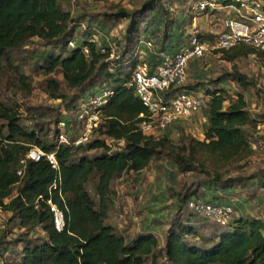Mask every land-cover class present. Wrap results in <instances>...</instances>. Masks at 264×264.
<instances>
[{
    "label": "trees",
    "instance_id": "trees-1",
    "mask_svg": "<svg viewBox=\"0 0 264 264\" xmlns=\"http://www.w3.org/2000/svg\"><path fill=\"white\" fill-rule=\"evenodd\" d=\"M222 2L230 4L229 0ZM157 4L165 14L160 0H147L141 9L132 13L122 7L112 13L111 18L114 19L133 15L127 27V42H133L138 33L136 15L147 9L154 12ZM73 21L71 13L61 7L59 0H0V73L5 65L13 67L14 50L20 49L28 39L37 37L52 42L58 48V52L48 53L43 60L41 67L46 73L58 70L67 86L80 89L82 94L105 86L113 91L102 109L106 119L100 138L77 149L65 145L57 148L54 140L57 129L53 132L54 136L47 139L42 129L22 126L19 114L0 102V119L5 121L0 128V209L17 217L20 228L38 226L45 233V238L35 242L23 239L21 258L13 264H147L148 259L150 264H264V220L259 217L234 215L230 223L218 224L221 228L215 231V235H204L198 230L199 224L192 223L194 217L191 214H198L187 208L191 214L179 217L169 226L162 246L150 230L152 226L150 229H139L127 242L122 235L115 233L111 224L106 223L112 182L123 173L143 170L162 153L174 161L180 172L198 171L211 176V181L216 182L220 189H231L235 182L242 180L241 177H224L231 166L245 163L255 153L246 128H254L257 119L251 115L242 92H236L233 97L223 87L214 86L204 90L208 99L203 108L206 120L203 139L192 136L173 143L167 135L153 137L143 134L137 129L136 122L145 108L126 85L139 58L133 52L122 54L121 59L114 61L115 66L111 70L107 62L109 49L103 47L99 50L94 39L90 38L76 41ZM165 21L167 26L168 20ZM186 36L184 42L187 41ZM70 42L73 46L69 45ZM154 43L148 48L143 41V47L149 54L146 61L149 64L157 62L160 53L165 50V44L161 43V47L157 48ZM84 47L87 54L83 51ZM221 54L229 62L254 55L264 67V53L246 44H236L222 50ZM15 70L17 72L18 68L15 67ZM18 74L21 85L28 88L27 76L19 71ZM100 76L102 80L97 85L95 81ZM224 78L236 80L243 89L255 86V81L236 69L211 80V83L217 85ZM47 85L53 97H62L57 80L49 78ZM181 88L192 90L184 86ZM71 108L76 111L78 101ZM255 133L260 145L264 137L259 131ZM106 139L121 142V147L111 151L112 146ZM33 145L45 152H56L61 181L51 192L49 186L56 172L44 158L29 161L21 177L16 174L19 159ZM80 149L100 152L92 156L87 153L77 155ZM94 175L98 177L95 188L97 202L85 186ZM59 192L63 195L65 207ZM49 193L52 200L64 209L66 225L62 231H57L53 225L52 213L46 203ZM178 193L177 215L181 213L185 200V196ZM189 193V196L196 194ZM218 196L216 193L211 195L215 200H219ZM186 235L198 242L186 239Z\"/></svg>",
    "mask_w": 264,
    "mask_h": 264
},
{
    "label": "rangeland",
    "instance_id": "rangeland-1",
    "mask_svg": "<svg viewBox=\"0 0 264 264\" xmlns=\"http://www.w3.org/2000/svg\"><path fill=\"white\" fill-rule=\"evenodd\" d=\"M146 1L59 0V3L73 17L76 41L90 38L94 39L99 50L103 47L109 49L110 57L107 62L111 70L114 69V61L121 59L122 54L128 55L129 52L136 54L140 61H148L149 54L142 43L144 40L155 42L154 45L157 48L163 43L165 44L164 52H173L178 43L185 41L191 26L195 25L208 35L211 34L210 32L218 31V19L224 16L223 12L212 9L203 13L193 11L192 4L195 0H160L165 14L157 4L154 12L147 9L144 13L136 15L135 18L139 24L138 33L135 40L129 43L126 33L133 15L114 19L111 18L112 13L118 7L132 13L141 9ZM213 4L218 5L223 2L214 0ZM165 19L168 20L167 26H165ZM163 32L166 37L163 36ZM54 45L37 37L28 39L20 49L12 52L13 67L5 65L0 73V102L19 114L22 126L35 130L42 129L47 139L54 136L57 120L62 117H72L75 109L71 107L76 105L80 97H86V93L82 94L80 89L69 88L58 70L48 74L41 67L48 53L58 52V48ZM123 50L125 53H122ZM15 67L27 76L28 88L21 85L18 80L20 75ZM234 69L249 80L255 81V86L243 89L236 80L230 78H224L217 85L211 83V80L222 77ZM187 73L183 86L204 96L206 100L208 96L205 95L204 90L214 86L223 87L233 97L236 92H242L246 96L250 113L257 119L254 128H246L255 153L245 163L235 164L228 169L224 178L241 177L242 179L235 182L231 189H220V186L211 181L212 177L207 174L198 171L180 172L174 161L164 153L155 157L146 168L139 172L123 173L111 184L113 192L107 200L106 223L111 224L115 233L122 235L127 242L138 233L139 229H150L149 227L152 226L150 230L154 232L159 245L162 246L164 230H167L179 217L184 218L191 214L186 206L190 197L229 203L235 209L237 217L242 215L246 218L259 217L264 220V157L259 150L255 133L258 131V126L264 125V67L259 64L254 55L229 62L223 59L221 53L210 51L203 57L192 60ZM49 78L57 80L58 92L62 94V97L55 98L50 93L47 85ZM101 80L100 76L95 81L96 84L98 85ZM203 108L189 120L172 128L166 134L168 139L173 143H179L192 136L203 139V130L206 126ZM4 125L5 121L0 119V128ZM259 133L264 137V128L259 130ZM111 146V151H116L121 147V142L112 143ZM99 152L100 150L80 149L77 155L87 153L92 156ZM97 181L98 177L94 175L85 184L96 202L98 201L95 191ZM190 191L196 193L195 196H189ZM14 192L15 188L12 194ZM178 192L185 196V200L181 213L177 215ZM214 193L219 194L217 197L219 200L211 197ZM191 216L194 217L192 220L199 224V232L204 235H215V231L221 228V224L218 225L219 223L210 219L194 214ZM25 238L35 242L45 238V233L38 226L31 229L20 228L17 217H14L10 211L0 209V263L19 262ZM185 238L198 242L190 235H186ZM147 264H150V259L147 260Z\"/></svg>",
    "mask_w": 264,
    "mask_h": 264
},
{
    "label": "built area",
    "instance_id": "built-area-1",
    "mask_svg": "<svg viewBox=\"0 0 264 264\" xmlns=\"http://www.w3.org/2000/svg\"><path fill=\"white\" fill-rule=\"evenodd\" d=\"M229 1L230 4L227 5H214V0H195L192 10L197 13L210 9L224 13V16L218 19V31L207 35L193 25L187 31V41L181 43L173 52H161L159 60L153 64L139 61L132 70L126 85L132 89L134 96L145 108V112L138 115L136 122L137 129L143 134L153 137L164 136L203 108L206 102L204 96L194 90L181 88L187 79L189 63L192 60L199 59L210 51L221 53L222 50L239 43L264 53V0ZM144 41L146 47L153 46L151 40ZM69 45L73 46V42ZM83 51L88 53L85 47ZM85 93L86 97H80L78 100L74 118L62 117L57 121L55 135L57 148L61 145L79 148L93 138H100L102 125L106 119L102 115V109L113 91L105 86L89 89ZM263 128L264 125H260L257 130ZM106 141L110 146L112 143H119L113 139ZM259 150L264 157V141L260 143ZM41 158H44L56 172L55 179L49 186L51 192L61 181L55 151L45 152L38 146H31L19 159L16 174L21 177L29 161H39ZM58 195L65 207L63 195L60 192ZM50 196L51 194L46 203L52 213L53 225L57 231H62L66 225L64 209ZM187 208L221 225L230 223L236 215L229 203L195 197L187 201Z\"/></svg>",
    "mask_w": 264,
    "mask_h": 264
},
{
    "label": "crops",
    "instance_id": "crops-1",
    "mask_svg": "<svg viewBox=\"0 0 264 264\" xmlns=\"http://www.w3.org/2000/svg\"><path fill=\"white\" fill-rule=\"evenodd\" d=\"M210 33H214V32H210ZM192 223L194 224L195 222H194V221H192ZM165 232H166V229L164 230V233H163V238H164V240H163V241H165Z\"/></svg>",
    "mask_w": 264,
    "mask_h": 264
}]
</instances>
